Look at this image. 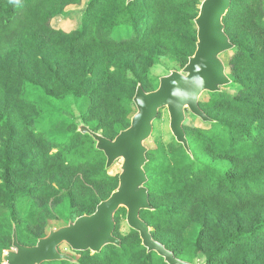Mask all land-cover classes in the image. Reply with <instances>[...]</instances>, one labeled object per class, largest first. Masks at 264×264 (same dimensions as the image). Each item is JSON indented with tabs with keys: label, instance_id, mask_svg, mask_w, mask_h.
I'll use <instances>...</instances> for the list:
<instances>
[{
	"label": "trees",
	"instance_id": "obj_1",
	"mask_svg": "<svg viewBox=\"0 0 264 264\" xmlns=\"http://www.w3.org/2000/svg\"><path fill=\"white\" fill-rule=\"evenodd\" d=\"M201 1L90 0L80 27L65 32L50 20L82 0H0V208L9 214L0 215V264L12 246L13 227L20 244L33 246L38 238L29 227L48 209L81 203L93 213L98 203L90 195L100 189L106 199L118 184V176L105 169L104 155L73 122L62 144L37 128L44 112L26 98V89L37 87L58 102L85 97L90 107L105 111L115 137L135 112L137 84L147 91L135 61L148 70L169 54L186 64L196 47L193 21ZM263 17L261 0H232L223 22L236 50L235 73L228 75L230 85L200 99L212 122H185L192 156L175 140L148 148L152 210L140 216L155 240L193 264L200 254L204 264H264ZM234 86L242 91H224ZM82 119L93 131L102 125ZM120 216L124 209L115 215L120 247L73 252L75 263L41 264H166L147 252L134 230L119 233ZM192 226L198 230L190 239L185 232Z\"/></svg>",
	"mask_w": 264,
	"mask_h": 264
},
{
	"label": "water",
	"instance_id": "obj_2",
	"mask_svg": "<svg viewBox=\"0 0 264 264\" xmlns=\"http://www.w3.org/2000/svg\"><path fill=\"white\" fill-rule=\"evenodd\" d=\"M132 1L126 0V3ZM231 4L232 0L201 1L193 21L195 51L180 71L172 70L161 76L156 89L146 91L137 84L132 98L135 112L130 124L113 139L91 130L82 120L75 122L76 132L89 136L94 149L104 155L107 171L121 161L117 187L108 198L97 204L93 213L79 216L63 227L50 229L33 246L20 244L13 227L12 246L3 253L1 264L75 263L71 255L60 251L62 245L75 253L90 251L92 254L100 253L108 245L120 247V239L114 235L115 215L120 209L125 210L127 226L139 234L147 252H155L166 264H193L175 257L172 251L155 240L151 228L140 216L141 211L152 210L146 187V143L153 135L154 122L160 112L166 110L171 135L192 156L184 130L187 113L202 123L212 122L200 108V99L205 93L220 92L231 84L222 60V55L234 48L223 22Z\"/></svg>",
	"mask_w": 264,
	"mask_h": 264
},
{
	"label": "rangeland",
	"instance_id": "obj_3",
	"mask_svg": "<svg viewBox=\"0 0 264 264\" xmlns=\"http://www.w3.org/2000/svg\"><path fill=\"white\" fill-rule=\"evenodd\" d=\"M89 1L90 0H82L80 5L66 7L61 15L55 16L50 20V26L53 29L63 30L65 32H71L78 29L81 24L82 14L84 13ZM261 6L264 16V0H261ZM229 31L235 37L238 34L237 30L234 28H230ZM235 52L236 50H233L222 55L226 73L229 76H233L235 73L234 63L232 61ZM135 62L137 65V73L140 76L144 75L147 91H152L157 88L158 80L161 76L168 75L172 70L180 71L185 65L182 60L169 54L160 55L148 70H145L137 60ZM126 74L132 81H136L134 73L127 71ZM224 91L235 95L241 92L242 88L240 86H234L225 88ZM26 98L30 101L37 102L41 106L44 113L35 124L37 128L45 131L49 138L57 144H62L69 138L71 134V122L75 124L78 120L84 121L82 119L84 116L91 119L94 124H102L95 132H98L107 138H112L115 135V132L109 127V120L105 111H103L100 107H90V101L85 97H67L66 99H62L58 102L43 95L39 88L28 87L26 89ZM205 98L206 97L203 99ZM186 125L202 126L200 121L192 117L189 113H187ZM170 141H174V138L169 130L168 113L166 110H162L159 117L154 122L153 135L148 143H146V146L150 149L157 144H166ZM120 166L121 161L114 164L109 170L110 174L113 176L118 175L120 173ZM90 196L94 202L99 203L105 199L106 194L103 193L102 190L98 189ZM91 213L92 208H90L89 205L85 207L80 203L75 207L69 208L65 207L62 203L56 208L48 209L47 213L44 214L43 219L40 220L38 224H34L29 227V232H31L35 239H40L44 237L50 229L63 227L69 222L74 221L79 216L89 215ZM0 215L8 216L9 214L5 209L0 208ZM118 226L119 233L122 235H125L129 231V227L125 221V216H120ZM197 230V226H192L187 229L185 236L192 239L195 237ZM60 251L71 255L74 258L78 257L66 245H62L60 247ZM204 263L205 257L203 254H200L195 260V264Z\"/></svg>",
	"mask_w": 264,
	"mask_h": 264
}]
</instances>
